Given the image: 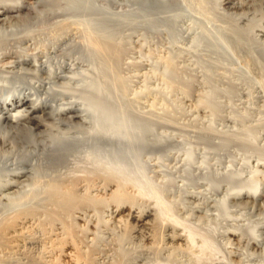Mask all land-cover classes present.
Masks as SVG:
<instances>
[{
  "label": "bare ground",
  "instance_id": "bare-ground-1",
  "mask_svg": "<svg viewBox=\"0 0 264 264\" xmlns=\"http://www.w3.org/2000/svg\"><path fill=\"white\" fill-rule=\"evenodd\" d=\"M88 1L0 0V264H126L121 245L136 236L145 244L127 264H138L140 255L185 250L194 230L190 219L199 223L225 201L255 219L222 232L227 257L202 264H263L264 158L250 162L254 175L233 191L225 190L222 179L194 180L181 189L176 210L186 223L167 217V205H139L127 190L129 178L117 166L124 158L119 127L67 93L76 71L93 63L100 73L117 76L123 57L112 32L118 19L86 12ZM109 1L164 8L179 0ZM210 3L226 22L220 25L230 42L258 68L261 90H253L254 98L264 102V0ZM138 65L136 79L145 73L144 64ZM5 80L12 85H3ZM199 93L193 94L192 110L213 111L215 104ZM251 131L249 141L257 138L264 147V123ZM183 158L175 157L172 167L181 166ZM219 192L221 199L215 197Z\"/></svg>",
  "mask_w": 264,
  "mask_h": 264
},
{
  "label": "rangeland",
  "instance_id": "rangeland-1",
  "mask_svg": "<svg viewBox=\"0 0 264 264\" xmlns=\"http://www.w3.org/2000/svg\"><path fill=\"white\" fill-rule=\"evenodd\" d=\"M210 1L179 0L176 7L147 8L133 1L115 6L109 0H89L86 12L97 11L104 18L118 19L112 32L124 50L123 57L117 65V76L104 75L89 62L87 71L76 74L79 69H74V81L67 90L70 98L89 113L119 127L118 146L124 158L117 166L129 178L127 190L136 196L137 203L167 205L165 215L183 223L187 220H182L183 214L177 211L182 202L181 189L194 180L208 184L222 179L225 190L233 191L254 175L251 165L255 159L264 158L261 141H249L248 137L251 128L264 123V102L256 100L253 92L260 89V72L245 52L230 42L224 25H220L226 22L217 16ZM138 64H144L145 73L136 79L133 75L139 72ZM9 82L5 80L3 85H12ZM196 90L215 104L213 111L208 108L197 114L192 110ZM175 157L184 159L181 166L177 165L180 168L172 167ZM152 162L156 164L153 167L149 166ZM222 193L215 197L221 199ZM221 203L199 223L190 219L194 230L188 249L160 252L157 257L154 253L140 255L137 263L202 264L226 258L229 249L222 232L240 222L251 223L255 214L226 201ZM142 244L137 236L124 241L122 260L126 264L131 261Z\"/></svg>",
  "mask_w": 264,
  "mask_h": 264
}]
</instances>
